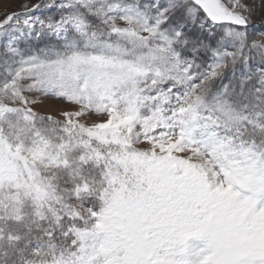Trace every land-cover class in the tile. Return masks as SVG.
<instances>
[{
  "label": "snow or ice",
  "instance_id": "1",
  "mask_svg": "<svg viewBox=\"0 0 264 264\" xmlns=\"http://www.w3.org/2000/svg\"><path fill=\"white\" fill-rule=\"evenodd\" d=\"M256 4L47 0L0 16V264H264ZM32 36L54 40L22 46ZM41 97L70 110L43 115Z\"/></svg>",
  "mask_w": 264,
  "mask_h": 264
},
{
  "label": "rangeland",
  "instance_id": "2",
  "mask_svg": "<svg viewBox=\"0 0 264 264\" xmlns=\"http://www.w3.org/2000/svg\"><path fill=\"white\" fill-rule=\"evenodd\" d=\"M47 0H0V16L5 12H11L14 10H19L21 5L28 4H36V3H46ZM251 3V0H249ZM34 15L39 19H45L51 13H49L48 9H39ZM264 15V5L256 4L254 5V15L252 17V27L255 31H264V23L261 22V16ZM47 40L49 38L45 37ZM36 40V36H32L23 42L22 46H29L28 42ZM43 39V38H40ZM42 102L37 106V110L43 115H52L56 119H61L60 112L62 110L68 109V106L60 99L55 97H41ZM70 110V109H68ZM103 117L93 116L88 122H99L103 120Z\"/></svg>",
  "mask_w": 264,
  "mask_h": 264
},
{
  "label": "trees",
  "instance_id": "3",
  "mask_svg": "<svg viewBox=\"0 0 264 264\" xmlns=\"http://www.w3.org/2000/svg\"><path fill=\"white\" fill-rule=\"evenodd\" d=\"M250 31L255 32L257 35H259V33L262 32V31L257 32L252 27H250ZM53 40L54 38H49L48 40L46 38L43 39L37 38L36 40L33 39V41H29L28 44L32 49H35L36 47L43 46L45 43L52 42Z\"/></svg>",
  "mask_w": 264,
  "mask_h": 264
}]
</instances>
